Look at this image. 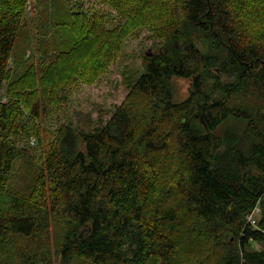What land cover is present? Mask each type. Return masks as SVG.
I'll list each match as a JSON object with an SVG mask.
<instances>
[{"label": "trees", "instance_id": "trees-1", "mask_svg": "<svg viewBox=\"0 0 264 264\" xmlns=\"http://www.w3.org/2000/svg\"><path fill=\"white\" fill-rule=\"evenodd\" d=\"M99 1L122 22L38 0L41 65L28 34L15 55L30 0H0V264L48 260L50 214L63 264H264V0ZM142 30L163 47L140 75L124 71L130 91L110 119L78 112L49 132L68 89L94 84ZM176 78L190 80L182 100ZM20 135L43 150L28 192L11 186Z\"/></svg>", "mask_w": 264, "mask_h": 264}, {"label": "rangeland", "instance_id": "rangeland-1", "mask_svg": "<svg viewBox=\"0 0 264 264\" xmlns=\"http://www.w3.org/2000/svg\"><path fill=\"white\" fill-rule=\"evenodd\" d=\"M68 7L76 12L83 14H92L98 12L106 15L107 24L112 27L122 22L120 15L108 5L103 4L99 0H63ZM41 4L38 0H30L28 10V23L29 31H24L22 41L18 42L15 50V55L18 56L22 53L27 40L26 35L31 41L30 49H27L28 55H36L41 65L50 61L49 54H42L39 52L40 47V34H39V20H40ZM143 32L138 36H130L123 50V53L117 59L109 71L103 75L94 84H82L80 88L73 87L68 89V102L65 107L53 108L45 116V126L49 132H55L58 127L72 119L77 123V113H91L95 126H100L112 116L117 106L123 102L130 88L124 77V71L127 67L136 76L140 75L143 70L144 56L154 53L163 47L162 42L150 36L149 32ZM176 92L175 97L177 100H182L187 97L190 87V80L184 78H176ZM6 84L4 85L2 96L7 101L8 95L6 94ZM84 115V114H83ZM25 123H31V120H23ZM16 145L22 149V154L26 151L28 154L21 155L18 159V168L13 173L12 184L13 190H20L21 192H28V185H32L35 180L39 168L35 167L29 170L30 157H35L36 163H41V154L43 150L41 145L36 142L35 138L28 141L22 135L15 138ZM16 167V166H15ZM50 214L51 220V246L50 258L48 260H37V264H63L60 256V250L63 239V222L61 219H54ZM22 258H16L15 264H21ZM148 264H160L156 257H152ZM70 264H96L85 257L75 256Z\"/></svg>", "mask_w": 264, "mask_h": 264}, {"label": "built area", "instance_id": "built-area-1", "mask_svg": "<svg viewBox=\"0 0 264 264\" xmlns=\"http://www.w3.org/2000/svg\"><path fill=\"white\" fill-rule=\"evenodd\" d=\"M262 215V207L260 201L253 207L250 213L247 215V224L252 228L259 227L260 216Z\"/></svg>", "mask_w": 264, "mask_h": 264}]
</instances>
